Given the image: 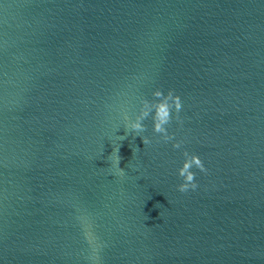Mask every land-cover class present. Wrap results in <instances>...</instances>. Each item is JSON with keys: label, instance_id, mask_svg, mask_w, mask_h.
<instances>
[{"label": "water", "instance_id": "1", "mask_svg": "<svg viewBox=\"0 0 264 264\" xmlns=\"http://www.w3.org/2000/svg\"><path fill=\"white\" fill-rule=\"evenodd\" d=\"M0 264H264V0H0Z\"/></svg>", "mask_w": 264, "mask_h": 264}, {"label": "clouds", "instance_id": "2", "mask_svg": "<svg viewBox=\"0 0 264 264\" xmlns=\"http://www.w3.org/2000/svg\"><path fill=\"white\" fill-rule=\"evenodd\" d=\"M153 99L151 101L141 98L138 113L133 119L128 120L125 125V133H134L140 137L144 146L151 144V141L141 134L146 131L144 121L151 116L152 119V132L158 134L161 139L167 143L174 139L168 133L167 126L170 125L175 118L177 123H180L178 114L181 111L182 104L179 96L173 94L169 90L164 94L161 90L157 89L152 92ZM127 119V118H126ZM183 141L172 144L173 149H180ZM184 162L177 170V176L182 179V183L178 185L177 191L184 193L189 189L195 190L197 185L193 182L195 174L191 171L192 168L198 169L200 172H205L202 161L196 155H190L187 151L183 152ZM118 162V161H117Z\"/></svg>", "mask_w": 264, "mask_h": 264}]
</instances>
